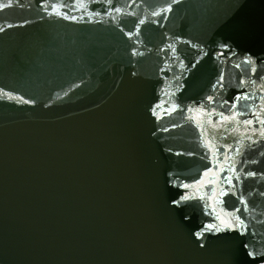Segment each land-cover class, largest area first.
Here are the masks:
<instances>
[{"label":"water","instance_id":"obj_1","mask_svg":"<svg viewBox=\"0 0 264 264\" xmlns=\"http://www.w3.org/2000/svg\"><path fill=\"white\" fill-rule=\"evenodd\" d=\"M0 27V264H264V0H12Z\"/></svg>","mask_w":264,"mask_h":264},{"label":"snow or ice","instance_id":"obj_2","mask_svg":"<svg viewBox=\"0 0 264 264\" xmlns=\"http://www.w3.org/2000/svg\"><path fill=\"white\" fill-rule=\"evenodd\" d=\"M19 2V0H17V3ZM109 2H111V0H109ZM10 6H12V0H8V3H0V8H4V7H10ZM80 7H85V5H83V4H81L80 5ZM52 11L53 12H56L57 14H60L58 11H57V7H53V9H52ZM115 11L116 12H120V9L119 8H117V9H115ZM165 11H167V9H165ZM155 15H159V13H155ZM65 18H68L67 17V15L65 14ZM140 23L142 24L143 23V21H140ZM9 27L11 26V25H8ZM2 31H4V27H0V32H2ZM138 34V33H137ZM11 98V97H10ZM248 97H237L236 99L237 100H239V99H247ZM27 101H25V103H26ZM235 105H233V107H234ZM159 107V106H158ZM224 119H228V118H224ZM245 123L246 124H251L252 123V121L251 120H248V121H245ZM258 123H260V124H264V120H258ZM253 131H255V130H253ZM260 135L261 136H264V132H261L260 133ZM250 139V138H249ZM205 175H207V173H205ZM249 175H254V173H249ZM184 187H190V185H184ZM221 194H223V193H221ZM192 197H190V196H183V197H181V199L182 200H186V199H191ZM175 203H180V201H176ZM213 228H216V226L215 225H213V224H210V225H208L206 228H205V231H207V230H210V229H213ZM216 231H220V229L219 228H216ZM197 236H200V235H202V233H197L196 234ZM249 255L250 256H252L253 258H256V254H254L253 252H249ZM260 255H264V254H260Z\"/></svg>","mask_w":264,"mask_h":264}]
</instances>
